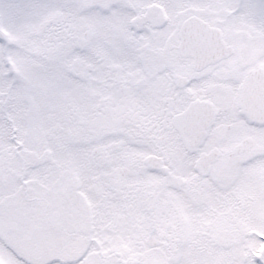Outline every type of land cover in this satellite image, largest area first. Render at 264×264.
<instances>
[{"label":"snow or ice","instance_id":"1","mask_svg":"<svg viewBox=\"0 0 264 264\" xmlns=\"http://www.w3.org/2000/svg\"><path fill=\"white\" fill-rule=\"evenodd\" d=\"M0 264H264V0H0Z\"/></svg>","mask_w":264,"mask_h":264}]
</instances>
